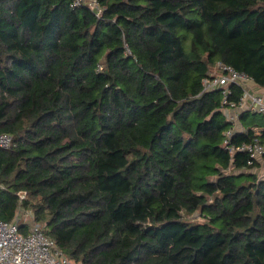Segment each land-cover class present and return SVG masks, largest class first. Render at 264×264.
Masks as SVG:
<instances>
[{
    "label": "trees",
    "instance_id": "trees-1",
    "mask_svg": "<svg viewBox=\"0 0 264 264\" xmlns=\"http://www.w3.org/2000/svg\"><path fill=\"white\" fill-rule=\"evenodd\" d=\"M98 1L0 0V220L73 264H264L260 162L224 146L264 116L203 87L222 63L264 90V0Z\"/></svg>",
    "mask_w": 264,
    "mask_h": 264
},
{
    "label": "built area",
    "instance_id": "built-area-1",
    "mask_svg": "<svg viewBox=\"0 0 264 264\" xmlns=\"http://www.w3.org/2000/svg\"><path fill=\"white\" fill-rule=\"evenodd\" d=\"M70 7H89L96 16L101 15L98 0H69ZM218 73L210 74L203 80L204 91H214L223 89L224 97L230 94V87L233 84L244 88L245 94L238 106L232 104L227 111L228 119L237 122L238 113L250 110L264 116V94H256L252 91L253 79L245 73H241L222 63L217 64ZM223 104H228L227 100ZM234 131L227 132L228 140L233 136ZM228 140L224 142L225 148L231 156L236 152L248 154V165L260 162L264 156V146L259 142L243 144L232 147L228 145ZM13 145V138L8 134L0 135V149H9ZM24 199L25 194L20 193ZM22 217H18L13 222L0 220V264H73L48 235L44 228L38 224L30 226L27 233L20 231L19 222Z\"/></svg>",
    "mask_w": 264,
    "mask_h": 264
},
{
    "label": "rangeland",
    "instance_id": "rangeland-1",
    "mask_svg": "<svg viewBox=\"0 0 264 264\" xmlns=\"http://www.w3.org/2000/svg\"><path fill=\"white\" fill-rule=\"evenodd\" d=\"M216 69H217V68H213V69H211V73H212V74H216V73H218ZM251 87H252V88H250V89H253V86H251ZM255 172L258 173V175H259L260 178H264V162H263V160L260 161V167L257 168V169H255Z\"/></svg>",
    "mask_w": 264,
    "mask_h": 264
},
{
    "label": "crops",
    "instance_id": "crops-1",
    "mask_svg": "<svg viewBox=\"0 0 264 264\" xmlns=\"http://www.w3.org/2000/svg\"><path fill=\"white\" fill-rule=\"evenodd\" d=\"M252 91L255 92L256 94H264V90L259 87H256L255 84L253 85ZM236 129L238 130L242 129L241 126L239 125V122H236Z\"/></svg>",
    "mask_w": 264,
    "mask_h": 264
}]
</instances>
